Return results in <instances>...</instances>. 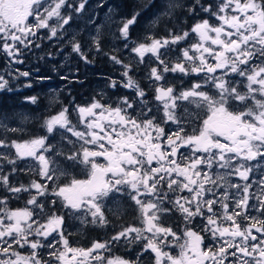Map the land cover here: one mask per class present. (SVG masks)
I'll use <instances>...</instances> for the list:
<instances>
[{
    "label": "snow or ice",
    "instance_id": "6c2138e0",
    "mask_svg": "<svg viewBox=\"0 0 264 264\" xmlns=\"http://www.w3.org/2000/svg\"><path fill=\"white\" fill-rule=\"evenodd\" d=\"M86 4L0 0V52L7 61L0 92H12L21 78L28 81L24 87L32 86V72L15 65L40 47L42 29L86 64L90 54L107 55L123 69L108 87L133 91L116 106L98 99L73 105L76 123L62 106L44 121V135L28 139L23 125L9 126L0 114V264H130L105 260L103 253L120 242L140 243L141 255L154 254V264H264V0H191L183 7L194 23L185 30L170 20L160 37L150 30L134 37L140 11L113 13V35L122 48L137 64L149 58L151 96L118 49L104 52L98 25L87 37L69 32ZM176 7L169 0L150 28ZM25 100L37 102L35 96ZM56 135L61 144L54 149L49 136ZM27 160L32 163L18 165ZM57 160L67 169L84 167L87 178L61 183L69 172ZM22 173L36 178L24 183ZM25 195L24 207L9 206ZM109 200L131 202L140 226H121L89 248L72 246L66 217L107 226ZM170 216L179 220L176 230L164 222ZM172 248L179 254L166 250Z\"/></svg>",
    "mask_w": 264,
    "mask_h": 264
},
{
    "label": "flooded vegetation",
    "instance_id": "af4514ba",
    "mask_svg": "<svg viewBox=\"0 0 264 264\" xmlns=\"http://www.w3.org/2000/svg\"><path fill=\"white\" fill-rule=\"evenodd\" d=\"M113 1V0H112ZM111 0H108L107 3L111 4L109 2H112ZM114 4V2H113ZM117 7V6H116ZM108 9H102L100 10V12H104L107 11ZM117 12H119V15L123 16V17H128L126 15H124L121 10L119 8H117ZM116 9H112V11L110 12L111 15H113V13H115ZM117 14V13H116ZM77 15V14H76ZM82 18L84 19L86 18L87 20H84L82 23L84 24L83 26H81L82 33H80L78 35V37H87V31L85 28L89 27L90 25L88 24V18L90 17L89 13L86 11H83L81 13ZM84 17V18H83ZM100 17L101 15L99 14V19L94 23H97L100 21ZM50 23H54V21H50ZM80 24V18L78 19V17H73V22H72V26H78ZM80 26V25H79ZM103 29V27H102ZM70 33H72L71 31H69ZM85 32V33H84ZM74 33V32H73ZM48 30L47 29H42L39 33L38 36H40L41 38L39 40L36 41V43L40 44L39 48H35L33 46L32 51L30 52H26L24 55V63L20 64V65H15V67H18L21 71H31L32 72V76L29 78L31 81V87H23L20 89H16L14 87V90L11 93H15L16 91H31L32 94L30 96H35L37 98V102L38 99L40 98V96H46L49 93H53V94H59V96L61 95V93H58V91L60 92V89L62 87L65 88H72V90H76L78 89V83L80 81V77L81 75L84 74H88L89 70H90V66H92L94 64V57L95 55L90 54L89 55V59L92 61L91 63H84L83 61L80 60V58L77 56V59L74 56V53H72L71 48L68 44L66 43H62L57 41L55 38L53 39H48ZM65 39H67V37H65ZM122 42L119 41L117 44L115 42V47L119 48L118 46L121 45ZM62 49V50H61ZM121 50H123V48H121ZM66 51V52H65ZM67 51L70 53L71 56H69L68 59V66L65 67L64 69V59L68 58L67 57ZM163 51V50H162ZM60 52L64 53V56L61 57L60 56ZM125 54H128L127 50H125ZM123 56V55H122ZM131 58V56H129ZM123 59H126V56H123ZM149 62V58L148 56L145 57V62L143 64H137L136 62H133L131 60V63H135L136 64V70H135V74H136V79L139 78V83L141 85V87L145 88L146 91L149 92V96H151V89L148 87V71L150 68V62ZM7 63L6 61V57L5 55L0 52V71H2L4 69L5 64ZM114 68H108V72L105 73L106 78H118L117 80H119L121 77V73H122V68L120 65H116L113 64ZM147 71V72H146ZM133 75V73H132ZM67 76V79H61V77ZM41 77H48L50 79H43L41 80ZM170 78L173 79V82L177 85V87L180 86V82L179 80H176L174 77H171L170 74ZM19 82L15 85V86H19L23 81H27L25 80V78H21L20 80H18ZM46 81H50L52 83L51 86H47ZM28 82V81H27ZM188 82V78H185V83ZM119 86L117 88H115V96L114 98H111L110 95L108 97V99H98L101 100L103 103H110L112 104V106H116V103L119 101L120 98L122 97H129L128 93L131 94L132 90L129 89H125L123 87H120V92L118 91ZM99 93H103L104 92V88L101 87L98 90ZM102 97V96H101ZM105 97V96H104ZM132 96H130L129 98H131ZM75 100V99H74ZM68 101L65 104H57L55 106H48L46 103H39L34 104L33 108H35V111L38 112L40 114V117L45 116L44 120H40V117L38 118L39 120L35 119V112L34 114H30L28 115V121L25 122V124L23 125V127L26 130V134L23 135L24 139H28L30 138L31 134H35V135H44L45 131L43 129V123L44 121L49 118L50 116H52L55 113H58V111L60 110V108L62 106L64 107H68L70 110V119L73 120V123H76L77 121V116L75 111H73V105H81L84 106L85 104L92 102L93 99L90 100H75V101ZM51 108V109H49ZM52 108H56L55 110ZM47 111H50V114L47 116L46 113ZM15 119L16 120V124L13 125L12 124V120ZM5 123H8L9 126H20L22 125L21 123H19V120L16 118H11L8 119V121H5ZM3 131V128L0 127V132ZM49 142L54 146V149L57 147H60L61 144V139L59 135L55 136V139L52 138V136H49ZM57 164L60 167L65 168L66 171L69 172V177H62L61 178V183L67 182L68 178L74 177V178H78V179H85L87 178V169H85L84 167H77L75 169H67V167L64 166L62 161L57 160L56 161ZM32 163V161L27 160V161H18V165L20 167H25L27 165H30ZM29 178H36L34 176V174L32 173H22L19 175L18 179L23 181L24 183L28 182ZM3 190L0 189V192H2ZM25 199H26V195L24 198L21 199H12L9 202V206L11 208H18V207H24L25 206ZM106 207H108L109 209H111L110 212H106V215H108L109 220L111 221L107 226H102V225H82L77 219L68 216L66 217V223H65V232L66 234H71L69 236V240L70 243L72 244V246H78V247H83V248H89L91 247V244L94 241H100V242H104V241H108L110 239L111 236L115 235L116 231L119 230V228L121 227V225L118 223V218H120L121 222L125 221V219H127V215H128V210L130 209V207L135 208L131 202L127 201V200H120L117 202H112L111 200H109L106 204ZM133 213L130 215V220L133 223H137L139 220L137 219L138 217V212L137 211H132ZM165 224L167 225H172L174 230H176V225L179 224V220L177 219L176 216H170L167 217L165 219ZM108 230L106 229V227H108ZM123 226H128L127 224L123 225ZM206 243V241H205ZM137 250V249H136ZM136 250L134 249V247L132 248H128V245L125 243V245L122 244H117V243H113L110 245V248L108 251L104 252L103 255L105 257V260H115L118 257L120 259H130V261H133L134 258H136L138 256V253L136 252ZM166 250H170L174 255L179 253V249L178 248H172V249H166ZM23 251V250H22ZM154 257V254H152ZM140 257H142L143 255L139 254ZM129 261V262H130ZM141 262V260H140ZM154 264V260L152 259V263Z\"/></svg>",
    "mask_w": 264,
    "mask_h": 264
},
{
    "label": "trees",
    "instance_id": "16d2710c",
    "mask_svg": "<svg viewBox=\"0 0 264 264\" xmlns=\"http://www.w3.org/2000/svg\"><path fill=\"white\" fill-rule=\"evenodd\" d=\"M164 0H113L114 4L121 10V12L130 17L133 11H140L141 16L138 19V23L133 28V35L134 37H142L146 35L149 30L152 34H154L156 37L164 36L167 34V28L172 27V23H170V20H174L176 27H183L185 30H187L188 26H190L194 21L185 15L184 13V5H187L191 2V0H171V2L178 5V7L175 8L174 14L171 17H161L160 21L154 26L150 28L151 21L155 18V15L159 13V9L164 8L162 5ZM169 2V0H168ZM203 2V0H202ZM211 2V0H210ZM145 6V9H144ZM205 18H207L205 16ZM103 39V50L107 53H112L113 49H117L115 46V42L111 41V44L106 42L105 38ZM121 57V52L118 51V53ZM94 59V64L90 66V70L88 74L81 75L80 81L78 83V89L72 90V88H65L62 87L60 89L61 95L59 94H53L49 93L46 96H40L38 99L37 104L39 103H46L48 106H55L59 103L65 104L68 101L75 100H90V99H108L109 95L111 98H114L115 96V89L108 87V78H106L105 73L108 72V68H114V63L108 58L107 55L103 54H96ZM149 63V62H147ZM134 66V76L135 74V68L136 64L132 63ZM152 65L150 64V67ZM147 72V71H146ZM52 82L46 81L47 86H51L50 84ZM103 87L104 92L99 93L98 90ZM120 92V87L118 89ZM32 94L31 91L25 90V91H16L15 93L11 92H0V114H6L9 119L16 118L19 120V123L22 125L25 124L22 117H27L28 121V115L34 114L35 112V119L39 120L40 114L35 111V108H33V104H30L26 102L25 98L30 97ZM102 96V97H101ZM105 96V97H104ZM74 100V101H75ZM51 109V108H49ZM56 109V108H52ZM17 114H20L19 116ZM50 114V111H47L46 115L48 116ZM45 116L40 117V120H44ZM8 121V120H7ZM255 163V162H253ZM66 167V165H64ZM137 211L135 208L130 207L128 210V217L125 219V221L120 220L118 218V223L123 226L125 224L129 225L132 224L130 220V215L133 213L132 211ZM109 226L106 227L108 230ZM207 243V239H206ZM131 244H128V248H132L130 246ZM148 255V256H146ZM145 256H142L141 264H151L153 255L150 253H147ZM148 257V258H146Z\"/></svg>",
    "mask_w": 264,
    "mask_h": 264
},
{
    "label": "rangeland",
    "instance_id": "374dc122",
    "mask_svg": "<svg viewBox=\"0 0 264 264\" xmlns=\"http://www.w3.org/2000/svg\"><path fill=\"white\" fill-rule=\"evenodd\" d=\"M107 1L108 0H87V4L85 5V10L84 11H86V12H88L89 13V15H90V17H94L95 18V20L97 21L98 19H99V14L101 15V17H100V21L99 22H97V23H94L95 22V20H94V22H93V20L92 19H90V17L88 18V24L90 25L89 27H87V28H85L87 31H85V32H87V36H88V34L89 33H92L93 32V30L97 27V25L99 26V30H100V32L102 33V38H105V40H106V42H108L109 44L108 45H110L111 44V41H113V42H116V44L120 41L116 36H114L113 35V33L115 32V25L114 24H112L111 23V18H112V16L113 15H111L110 14V11H109V8L111 7V9H116V11H115V15H116V17L117 18H119V17H123V16H121V15H119V12H117L118 10H117V7H116V5L115 4H113V1L112 2H109V3H111V4H108L107 3ZM167 3H168V0H164L163 1V3H162V5L164 6V8H162V9H159L160 11L159 12H161V11H163V10H165V7H166V5H167ZM108 9L107 11H104V12H100V10H102V9ZM144 9H145V6H144ZM117 13V14H116ZM74 16L75 17H78V19L80 18V26L78 25V26H72L71 27V29L69 30V31H71L72 33L74 32V33H77V35H79L80 33H82V28H81V26H83L84 24L82 23L84 20H87L86 18H84V19H81L82 18V15H81V13H79V14H74ZM30 20H31V18H29ZM102 27H103V29H102ZM84 32V33H85ZM119 48H117L120 52H121V55H123V56H126V59H125V63H129V62H131V60L133 61V62H136V59H135V57L134 56H131V58L129 57V54H125V49H123V50H121V48H122V44L121 45H119L118 46ZM66 52V51H65ZM64 52V53H65ZM64 53H61L60 52V56L61 57H63L64 56ZM69 56H71L70 55V53L67 51V57L68 58H65L64 59V69H65V67L66 66H68V59H69ZM74 56H75V58L77 59V55L76 54H74ZM123 56H122V58H123ZM82 61V60H81ZM135 64V63H134ZM133 68H134V66H133ZM123 70V69H122ZM132 74V73H131ZM134 76V75H133ZM121 77V76H120ZM134 78L136 79V77L134 76ZM112 79H118V78H115V77H113ZM138 82H139V78L138 79H136ZM19 81H15L14 82V84L16 85L17 83H18ZM25 83H27V81H23L19 86H15V88L16 89H20V88H23L24 87V84ZM130 90V89H129ZM131 96H133V91L131 92ZM102 102V101H101ZM91 102H89V103H87V104H85V105H88V104H90ZM55 114H57V113H55ZM55 114H53V115H55ZM99 162H101V163H103L104 161H103V159L101 158L100 159V161ZM233 181L234 182H237L236 181V178H233ZM131 225H135V226H140V222L138 221L137 223H132ZM117 244H119V243H117ZM120 244H122V245H125V243L124 242H120ZM92 245V244H91ZM128 245V244H127ZM131 247H134V249L136 250V252L138 253V256H139V254H141V244L140 243H135V244H131L130 245ZM76 247H78V246H76ZM147 253H143V256H145ZM173 254V253H172ZM179 254V253H178ZM178 254H176V255H178ZM174 255V254H173ZM137 256V257H138ZM146 256H148V255H146ZM137 257L136 258H134V260L133 261H130V264H135V262L137 261ZM140 257V256H139ZM119 258V257H118ZM146 258H148V257H146ZM120 259V258H119ZM123 260V259H122ZM140 260H142V258L140 257V259H139V262H140Z\"/></svg>",
    "mask_w": 264,
    "mask_h": 264
}]
</instances>
